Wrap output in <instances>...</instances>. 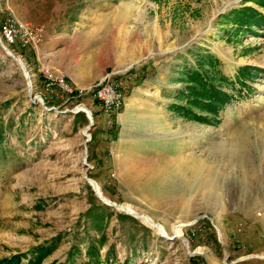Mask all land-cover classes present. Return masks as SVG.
<instances>
[{
	"label": "rangeland",
	"instance_id": "374dc122",
	"mask_svg": "<svg viewBox=\"0 0 264 264\" xmlns=\"http://www.w3.org/2000/svg\"><path fill=\"white\" fill-rule=\"evenodd\" d=\"M9 18L44 38L0 34V261L264 264V0H0ZM111 76L109 120L92 87Z\"/></svg>",
	"mask_w": 264,
	"mask_h": 264
},
{
	"label": "built area",
	"instance_id": "2783aa9c",
	"mask_svg": "<svg viewBox=\"0 0 264 264\" xmlns=\"http://www.w3.org/2000/svg\"><path fill=\"white\" fill-rule=\"evenodd\" d=\"M0 34L2 39L9 45L19 43L22 47H29L38 45L43 41L44 28L31 26L21 20L9 18L0 27ZM45 75L49 86L58 82L48 70ZM114 77H106L92 87L93 98L99 102L109 120L121 109L125 99L123 82ZM60 81V85L64 90L72 91L63 79H60Z\"/></svg>",
	"mask_w": 264,
	"mask_h": 264
},
{
	"label": "bare ground",
	"instance_id": "6f19581e",
	"mask_svg": "<svg viewBox=\"0 0 264 264\" xmlns=\"http://www.w3.org/2000/svg\"><path fill=\"white\" fill-rule=\"evenodd\" d=\"M0 43H1V38H0ZM2 44V43H1ZM11 54H13L12 52H11ZM15 59L20 63V65L25 69V72H26V74L29 76V78L31 77V75H30V72H29V69H27V64H26V62H25V60L22 58V57H20L19 55H16L15 54ZM29 81H30V84L29 85H31V87L33 88V86H34V84H33V81H32V79L30 78L29 79ZM80 107H82V109H85V108H87V107H85V106H80ZM85 110H87V112L90 114V112L91 111H89L88 109H85ZM89 117H90V115H89ZM85 135H87V133H86V129H84L83 131H82ZM87 159H86V156L84 155V156H82L81 157V161H82V163L83 162H85ZM167 160L168 159H164L163 160V162L164 163H166L167 162ZM166 166V165H165ZM164 168H166V167H164ZM154 171V170H153ZM164 171H165V169H163V168H161L160 167V169L159 170H156V174L157 175H154V177L155 176H162L163 174H164ZM145 174H146V172H144V171H141V170H137L136 172H135V174L133 175L132 173H130V175H129V178H132V180H133V182H134V184H136V183H138V181L143 177V176H145ZM152 177V176H151ZM163 178V177H162ZM128 179V178H127ZM154 179V178H153ZM160 179V178H159ZM129 181V180H128ZM159 181V180H158ZM154 182V181H153ZM127 183V182H126ZM146 183V182H145ZM144 183V184H145ZM151 183V182H150ZM93 184H94V186L96 187V188H98V191H97V193L99 194V195H101V190H100V188H99V186L98 185H96L95 184V182H93ZM155 184V183H154ZM157 184H158V182H157ZM146 185H150L149 183L148 184H146ZM153 185V184H152ZM142 186V185H141ZM144 186V185H143ZM144 187H146V186H144ZM150 187V186H149ZM147 188V187H146ZM153 191H154V189H153ZM102 196V198L105 200V202L107 201L108 203H113V202H111V201H109L108 199H106L103 195H101ZM115 204V203H114ZM116 205V207H120V206H122L123 207V209L124 210H126V211H130L131 213H134L135 215H137V216H139V217H142L149 225H151V226H155V227H157L162 233H164L165 235H167V231H166V229L162 226V225H160L158 222H156L152 217H150L149 215L148 216H146V215H142V214H140L139 212H137V211H135L130 205H118V204H115Z\"/></svg>",
	"mask_w": 264,
	"mask_h": 264
},
{
	"label": "trees",
	"instance_id": "16d2710c",
	"mask_svg": "<svg viewBox=\"0 0 264 264\" xmlns=\"http://www.w3.org/2000/svg\"><path fill=\"white\" fill-rule=\"evenodd\" d=\"M260 14H261V12H259L257 9L250 8L247 11H245L242 18L244 20H247V22H248L250 20V17H252L253 15H260ZM208 60H209V63L211 65L216 66L217 59L213 55H210ZM224 95H225L224 93H222L221 95L218 93H214L213 95H211L210 99L208 100L209 105L207 104L209 106V111H211L213 113L218 112L216 109L217 107H215V106L218 103H222V104L226 103L227 99L224 97ZM197 100H200V99H197ZM2 139H3V137H0V140H2ZM37 252H38V254H44V252H47V249L45 247L39 248V249H37ZM19 262H20V256L14 255V256L9 257V258L1 259L0 264H19Z\"/></svg>",
	"mask_w": 264,
	"mask_h": 264
},
{
	"label": "water",
	"instance_id": "95a60500",
	"mask_svg": "<svg viewBox=\"0 0 264 264\" xmlns=\"http://www.w3.org/2000/svg\"><path fill=\"white\" fill-rule=\"evenodd\" d=\"M87 179L90 181V183L91 184H93V182H95V180L93 179V178H89V177H87ZM93 187H94V185H93ZM94 189H95V187H94ZM95 191H96V189H95ZM96 193H97V191H96ZM97 195L101 198V199H103L102 198V196L101 195H99L98 193H97ZM104 200V199H103ZM105 201V200H104ZM109 205H112V206H116L114 203H108Z\"/></svg>",
	"mask_w": 264,
	"mask_h": 264
}]
</instances>
